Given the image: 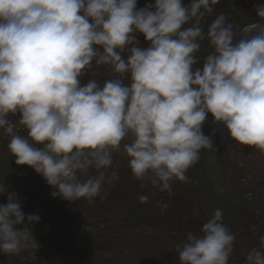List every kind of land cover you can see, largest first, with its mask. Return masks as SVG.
Returning <instances> with one entry per match:
<instances>
[{
	"label": "clouds",
	"instance_id": "clouds-1",
	"mask_svg": "<svg viewBox=\"0 0 264 264\" xmlns=\"http://www.w3.org/2000/svg\"><path fill=\"white\" fill-rule=\"evenodd\" d=\"M218 3L0 0V130L16 165L41 175L53 197L91 203L119 179L109 172L115 153L142 187L188 182L201 151L213 149L202 132L209 115L237 146L264 153V3L239 34L223 14L205 32ZM99 66L112 75L84 82ZM9 188L0 183V253L35 250L30 226L40 217L26 216ZM222 220L218 209L202 235L187 234L179 264H229L236 237ZM246 264H264V236Z\"/></svg>",
	"mask_w": 264,
	"mask_h": 264
},
{
	"label": "trees",
	"instance_id": "trees-1",
	"mask_svg": "<svg viewBox=\"0 0 264 264\" xmlns=\"http://www.w3.org/2000/svg\"><path fill=\"white\" fill-rule=\"evenodd\" d=\"M154 2L137 0V8ZM182 2L187 5L190 0ZM262 3L264 0H219L201 26L206 32L223 14L239 34L244 26L257 21L255 8ZM138 39L146 46L142 36ZM208 51L205 40L198 55L203 57ZM92 71L95 75L89 73L84 82L95 78L103 83L112 75L104 66ZM202 132L212 139L213 149L201 151L198 162L186 173L188 182H174L171 192L142 187L133 178L124 154L115 153L109 172L117 171L119 179L104 185L103 198L70 203L53 197L55 189L33 169L16 165L8 151L10 138L0 130V183L19 194L26 216L40 217L30 226L38 247L12 255L0 253V264H179L177 246L183 245L189 232L202 235L204 223L218 209L222 222L236 237L229 264H246L247 253L259 248L264 236V153L237 146L210 115ZM20 134L25 133L21 130ZM218 173L230 183L231 194L215 192ZM141 195L149 197L147 203L139 202ZM5 201L6 195L0 196V205Z\"/></svg>",
	"mask_w": 264,
	"mask_h": 264
},
{
	"label": "rangeland",
	"instance_id": "rangeland-1",
	"mask_svg": "<svg viewBox=\"0 0 264 264\" xmlns=\"http://www.w3.org/2000/svg\"><path fill=\"white\" fill-rule=\"evenodd\" d=\"M216 181L218 182L214 186V190L218 194H231L233 192V188L230 187V183H226L225 179L221 177V175L218 173Z\"/></svg>",
	"mask_w": 264,
	"mask_h": 264
}]
</instances>
